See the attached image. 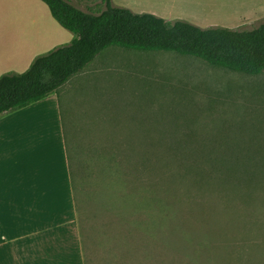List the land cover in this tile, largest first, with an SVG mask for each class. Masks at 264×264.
<instances>
[{
    "label": "rangeland",
    "instance_id": "obj_1",
    "mask_svg": "<svg viewBox=\"0 0 264 264\" xmlns=\"http://www.w3.org/2000/svg\"><path fill=\"white\" fill-rule=\"evenodd\" d=\"M123 4L203 29L264 24V0ZM58 98L74 203L44 264H264V73L110 47Z\"/></svg>",
    "mask_w": 264,
    "mask_h": 264
},
{
    "label": "crops",
    "instance_id": "obj_2",
    "mask_svg": "<svg viewBox=\"0 0 264 264\" xmlns=\"http://www.w3.org/2000/svg\"><path fill=\"white\" fill-rule=\"evenodd\" d=\"M111 1L116 7L125 6L123 3L167 2ZM141 9L171 21L158 9ZM59 26L41 0H0V77L25 73L37 57L57 48L60 38H65ZM73 203L68 146L57 94L1 115L0 264H44L43 241L55 235L59 220L66 218Z\"/></svg>",
    "mask_w": 264,
    "mask_h": 264
},
{
    "label": "trees",
    "instance_id": "obj_3",
    "mask_svg": "<svg viewBox=\"0 0 264 264\" xmlns=\"http://www.w3.org/2000/svg\"><path fill=\"white\" fill-rule=\"evenodd\" d=\"M74 40L37 57L23 74L0 77V116L38 103L82 73L106 49L170 52L248 76L264 73V24L252 30L203 29L187 21L168 22L136 14L104 0L105 10L83 11L69 0H41ZM71 179L72 156L68 152Z\"/></svg>",
    "mask_w": 264,
    "mask_h": 264
}]
</instances>
